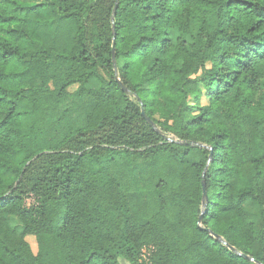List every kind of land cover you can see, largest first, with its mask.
<instances>
[{
	"label": "trees",
	"instance_id": "obj_1",
	"mask_svg": "<svg viewBox=\"0 0 264 264\" xmlns=\"http://www.w3.org/2000/svg\"><path fill=\"white\" fill-rule=\"evenodd\" d=\"M120 259L264 264V0H0V264Z\"/></svg>",
	"mask_w": 264,
	"mask_h": 264
},
{
	"label": "rangeland",
	"instance_id": "obj_2",
	"mask_svg": "<svg viewBox=\"0 0 264 264\" xmlns=\"http://www.w3.org/2000/svg\"><path fill=\"white\" fill-rule=\"evenodd\" d=\"M97 85H98V83H97V81L94 80V79L91 80V81H89V83H88V86H90V87H96ZM27 202L29 203V202H31V201H30L29 199H27ZM10 225H11V227L14 228L17 232H20L21 229H22V225H21V223L18 221L17 218H15V217H13V216L10 218ZM26 239H27V241L30 243L32 249L35 251V250H36V243H35V239H34V237H33L32 235H28V236L26 237ZM148 255H149V250H148V249H145L144 252H143V254H142V260H145L146 257H147ZM120 263H121V264H126V262H125L124 260H122V259H120Z\"/></svg>",
	"mask_w": 264,
	"mask_h": 264
},
{
	"label": "water",
	"instance_id": "obj_3",
	"mask_svg": "<svg viewBox=\"0 0 264 264\" xmlns=\"http://www.w3.org/2000/svg\"><path fill=\"white\" fill-rule=\"evenodd\" d=\"M113 12H114V10H113ZM113 50H114V44L112 43V51H113ZM116 81L119 83L121 89H122L124 92H127V88L122 84V82L119 80L118 77L116 78ZM141 114H142V116L146 119L147 122H149L150 124H153V122L149 119V117L146 116V114H145V112L143 111V109L141 110ZM202 197H203V201H205V199H206V192H205V189H204V185L202 186ZM199 220H200V218H199ZM208 231H209V230H208ZM209 232H210V231H209ZM214 236H215V238H217L218 240L223 241L219 236H217V235H214ZM226 245H227V247H228L229 249L234 250V249H233L231 246H229L228 244H226ZM244 257H246V256L244 255Z\"/></svg>",
	"mask_w": 264,
	"mask_h": 264
},
{
	"label": "built area",
	"instance_id": "obj_4",
	"mask_svg": "<svg viewBox=\"0 0 264 264\" xmlns=\"http://www.w3.org/2000/svg\"><path fill=\"white\" fill-rule=\"evenodd\" d=\"M144 252V251H143Z\"/></svg>",
	"mask_w": 264,
	"mask_h": 264
}]
</instances>
